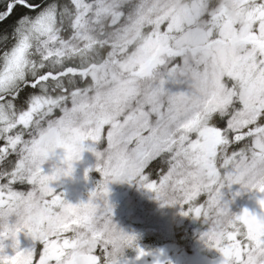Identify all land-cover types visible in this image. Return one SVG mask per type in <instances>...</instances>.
I'll return each instance as SVG.
<instances>
[{
	"label": "snow or ice",
	"instance_id": "obj_1",
	"mask_svg": "<svg viewBox=\"0 0 264 264\" xmlns=\"http://www.w3.org/2000/svg\"><path fill=\"white\" fill-rule=\"evenodd\" d=\"M82 141L102 177L87 201L26 174L46 142L70 157ZM114 182L203 218L222 264H264V214L231 213L221 191L264 193V0H0V264H105ZM25 199L69 219L45 233L19 220ZM21 232L42 248L19 250Z\"/></svg>",
	"mask_w": 264,
	"mask_h": 264
},
{
	"label": "rangeland",
	"instance_id": "obj_2",
	"mask_svg": "<svg viewBox=\"0 0 264 264\" xmlns=\"http://www.w3.org/2000/svg\"><path fill=\"white\" fill-rule=\"evenodd\" d=\"M95 158L91 152L86 151L83 160L76 166L73 177L64 178L52 185L56 192L63 193L72 203L87 201L89 193L102 179L100 173L95 170ZM86 169H90L87 178ZM45 171H48L47 167ZM109 188L108 202L113 209V222L118 228L136 237L133 247H130L122 258V264H157L158 261L160 264H222V254L215 248L208 247L201 239V234L208 230L203 218L197 229H191L189 249L184 252L175 238L177 226L187 217L181 214L186 210L184 207L180 204H163L155 198L154 193L135 182H114ZM221 191L224 199L230 202L229 207L233 214H240L246 208V203L258 194L255 190H241L240 185L235 184L231 187L226 185ZM237 192L240 194L235 195ZM195 219L192 216V221ZM15 220L16 217H11L9 223H15ZM18 239L19 250L42 248L41 242L34 241L23 232L19 234ZM146 240H151L154 244ZM4 243L7 245L5 252L9 256L14 255L16 250L11 247L12 241L9 239ZM137 246L148 254L137 258Z\"/></svg>",
	"mask_w": 264,
	"mask_h": 264
},
{
	"label": "clouds",
	"instance_id": "obj_3",
	"mask_svg": "<svg viewBox=\"0 0 264 264\" xmlns=\"http://www.w3.org/2000/svg\"><path fill=\"white\" fill-rule=\"evenodd\" d=\"M229 8H231L230 4ZM67 142L73 143L71 140H68ZM86 151L87 141L75 142L70 157L63 149L57 148L46 142L38 155L28 156L26 158V174L37 168L45 169L47 167L48 171L45 172V174L55 175L56 177V179L51 182V185L61 182L64 178H72L76 171V166L83 160V154ZM198 179L201 182H207L209 177L206 172L201 171L198 174ZM216 179H219V177H216ZM53 190L56 191V188L53 187ZM64 200L65 203H72L65 197ZM17 214L19 220L23 222H38L40 220L46 221L47 223L43 231L48 234L51 232H59L61 225L66 223L69 219V215L62 209L52 210L50 207L46 208L39 202V200L35 199L22 200L18 206ZM4 223L5 225L8 224L7 216L4 219ZM128 234L129 233L120 228L113 233L111 246L106 254L105 264H121L122 258L125 257L126 251L130 248L127 240ZM94 245V241H89L86 248L83 250L89 251L92 247H94Z\"/></svg>",
	"mask_w": 264,
	"mask_h": 264
},
{
	"label": "trees",
	"instance_id": "obj_4",
	"mask_svg": "<svg viewBox=\"0 0 264 264\" xmlns=\"http://www.w3.org/2000/svg\"><path fill=\"white\" fill-rule=\"evenodd\" d=\"M96 159V158H95ZM97 161V159H96ZM155 164V162H154ZM201 223V218H196L192 221V215H188L184 222L179 224L175 230V237L178 246L183 249V251L188 250V244L190 242V231L191 229H197ZM146 242L152 243L151 240H146ZM154 244V243H152Z\"/></svg>",
	"mask_w": 264,
	"mask_h": 264
},
{
	"label": "water",
	"instance_id": "obj_5",
	"mask_svg": "<svg viewBox=\"0 0 264 264\" xmlns=\"http://www.w3.org/2000/svg\"><path fill=\"white\" fill-rule=\"evenodd\" d=\"M261 198H264V193H258L256 196L251 198L246 204V209L250 212L256 213L257 215L264 214V209H262L258 203V200Z\"/></svg>",
	"mask_w": 264,
	"mask_h": 264
}]
</instances>
